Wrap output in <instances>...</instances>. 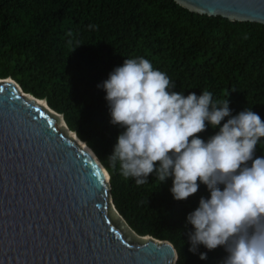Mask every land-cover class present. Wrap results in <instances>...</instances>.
<instances>
[{"label": "trees", "instance_id": "obj_1", "mask_svg": "<svg viewBox=\"0 0 264 264\" xmlns=\"http://www.w3.org/2000/svg\"><path fill=\"white\" fill-rule=\"evenodd\" d=\"M135 57L167 74L170 90L185 96L207 90L214 101L228 93L231 115L248 108L264 121L262 24L200 15L173 0H0V79L12 78L62 115L107 171L112 203L137 235L170 242L179 257L175 264H220L222 247L189 251L186 216L209 196L205 185L177 201L170 177L159 183L153 173L137 185L120 174L119 162L110 166L123 129L110 123L105 92L97 85ZM218 130L207 126L197 135L207 141ZM261 140L254 158L264 156Z\"/></svg>", "mask_w": 264, "mask_h": 264}, {"label": "clouds", "instance_id": "obj_2", "mask_svg": "<svg viewBox=\"0 0 264 264\" xmlns=\"http://www.w3.org/2000/svg\"><path fill=\"white\" fill-rule=\"evenodd\" d=\"M97 87L110 123L123 129L108 156L111 167L119 162L120 174L137 185L153 173L159 183L170 177L177 201L206 186L209 196L186 216L189 251L222 247L220 264H264V156L254 158L264 138L260 116L248 108L231 115L228 93L214 101L207 90L199 96L170 90L167 74L143 57L124 59ZM207 126L219 130L205 141L197 134Z\"/></svg>", "mask_w": 264, "mask_h": 264}, {"label": "water", "instance_id": "obj_3", "mask_svg": "<svg viewBox=\"0 0 264 264\" xmlns=\"http://www.w3.org/2000/svg\"><path fill=\"white\" fill-rule=\"evenodd\" d=\"M173 1L264 25V0ZM39 100L0 79V264H175L170 242L129 227L112 203L107 171Z\"/></svg>", "mask_w": 264, "mask_h": 264}, {"label": "bare ground", "instance_id": "obj_4", "mask_svg": "<svg viewBox=\"0 0 264 264\" xmlns=\"http://www.w3.org/2000/svg\"><path fill=\"white\" fill-rule=\"evenodd\" d=\"M27 96L30 98L29 95H27ZM38 103H39V104H42V105L44 106V100H39ZM62 124H63V120L59 118V119H58V122H57V125H58V126H61ZM71 136H73V138L77 141V139H76V135H74V134L72 133ZM77 142H78V146H79L83 151H85V152H87V153H89V154L92 155L91 151L89 150V148L87 147L86 144H84V143H80L79 141H77Z\"/></svg>", "mask_w": 264, "mask_h": 264}]
</instances>
